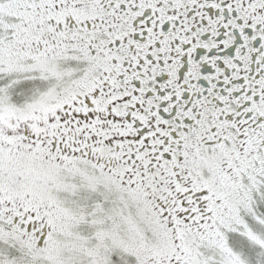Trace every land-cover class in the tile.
<instances>
[{
    "label": "snow or ice",
    "instance_id": "snow-or-ice-1",
    "mask_svg": "<svg viewBox=\"0 0 264 264\" xmlns=\"http://www.w3.org/2000/svg\"><path fill=\"white\" fill-rule=\"evenodd\" d=\"M0 264H264V0H0Z\"/></svg>",
    "mask_w": 264,
    "mask_h": 264
}]
</instances>
